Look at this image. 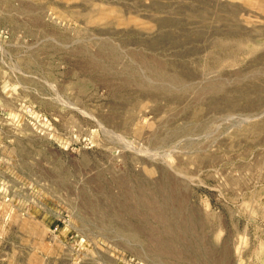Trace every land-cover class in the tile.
<instances>
[{
    "label": "rangeland",
    "instance_id": "obj_1",
    "mask_svg": "<svg viewBox=\"0 0 264 264\" xmlns=\"http://www.w3.org/2000/svg\"><path fill=\"white\" fill-rule=\"evenodd\" d=\"M263 124L264 0H0V264H264Z\"/></svg>",
    "mask_w": 264,
    "mask_h": 264
},
{
    "label": "bare ground",
    "instance_id": "obj_2",
    "mask_svg": "<svg viewBox=\"0 0 264 264\" xmlns=\"http://www.w3.org/2000/svg\"><path fill=\"white\" fill-rule=\"evenodd\" d=\"M85 1H87V0H85ZM92 8H89L90 10H88L86 12L71 11L68 14H65L64 16L63 15L62 16L60 15V16L64 20L73 21V22L89 23V24L90 23L91 24H99V23H101L103 21H109V19L111 17H113L114 20H116V22H118V23L125 22V19H123V16H121V12H119V10H116V9L113 10L112 9V10L106 11L103 8H101V6H99V5H96V7L94 6ZM85 32H87V30H85ZM217 44H220V45L224 44V47H227L226 45H228L226 43H221V42H219ZM239 45H241V44H239ZM87 46H88V44H86V43L81 44V46L78 47V51L83 57H85V59L88 61V63H90V65L93 66V68L96 67L100 72L109 74L111 72V70L114 68V66L121 65L122 69H121V73L120 72L119 73L123 75L124 85H132V86L137 87L139 90H142L144 88L147 89V88L150 87V86H148L149 85L148 82L145 83L141 79L140 73H138V71L136 69L134 70L132 67L128 66V64L122 63V58H121L122 56L116 51L115 48L109 46L104 41H99L98 40L95 43L96 51L94 52V55H93V54H91V52H90V50L88 49ZM237 48H239V46H237ZM240 48L242 49V47H240ZM247 53H248V51H247ZM100 57H101V59H102V57H105L106 58L105 60H107L109 62L110 66H105L104 64H102L101 61L99 59H97V58H100ZM138 59L141 60V62H140L141 64L140 65H143L145 67L147 75L149 77L155 79V80L168 81L170 83H180L181 81H183V77L180 76L179 74H170V73H168L165 70V68L160 67V66H158V67L149 66L148 62L144 58H140V56L138 57ZM220 63H222V62L220 61ZM227 63H229V62H227ZM254 88H258V87H254ZM146 94L148 95V97H151V95H149V93H146ZM140 106H141V103H138V104L135 105L136 108L140 107ZM261 122H263V121H261ZM254 125L252 127H254ZM253 129H255V128H253ZM258 131H260V130L258 129ZM252 132H254V131H252ZM137 195H139V194H137ZM140 197L142 199H144L142 194L140 195ZM154 212L156 213V217L160 221V223H163L164 227L166 226V230L167 229L168 230L171 229V227H172L171 220L163 215L161 208L160 207H156ZM158 236H157V239H156L157 244H158V246H163L162 245L163 237H161V236L158 237Z\"/></svg>",
    "mask_w": 264,
    "mask_h": 264
}]
</instances>
